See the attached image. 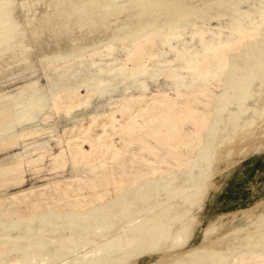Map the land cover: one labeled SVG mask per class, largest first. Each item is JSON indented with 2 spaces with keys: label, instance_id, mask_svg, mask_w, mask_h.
Returning <instances> with one entry per match:
<instances>
[{
  "label": "rangeland",
  "instance_id": "1",
  "mask_svg": "<svg viewBox=\"0 0 264 264\" xmlns=\"http://www.w3.org/2000/svg\"><path fill=\"white\" fill-rule=\"evenodd\" d=\"M0 264H264V0H0Z\"/></svg>",
  "mask_w": 264,
  "mask_h": 264
},
{
  "label": "bare ground",
  "instance_id": "2",
  "mask_svg": "<svg viewBox=\"0 0 264 264\" xmlns=\"http://www.w3.org/2000/svg\"><path fill=\"white\" fill-rule=\"evenodd\" d=\"M133 118H134V116L130 114V115H129V121H132ZM129 121H128V122H129ZM128 122H126V123H128ZM83 131H84V130H83ZM83 131H82V132H83ZM79 132H80V131H79Z\"/></svg>",
  "mask_w": 264,
  "mask_h": 264
},
{
  "label": "crops",
  "instance_id": "3",
  "mask_svg": "<svg viewBox=\"0 0 264 264\" xmlns=\"http://www.w3.org/2000/svg\"><path fill=\"white\" fill-rule=\"evenodd\" d=\"M7 176V175H6Z\"/></svg>",
  "mask_w": 264,
  "mask_h": 264
}]
</instances>
